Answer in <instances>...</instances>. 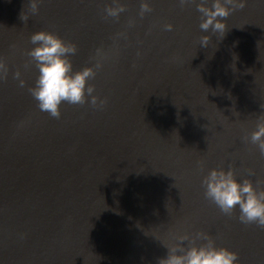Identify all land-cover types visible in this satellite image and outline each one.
I'll return each mask as SVG.
<instances>
[{
	"label": "water",
	"instance_id": "95a60500",
	"mask_svg": "<svg viewBox=\"0 0 264 264\" xmlns=\"http://www.w3.org/2000/svg\"><path fill=\"white\" fill-rule=\"evenodd\" d=\"M29 2L0 0V264H158L197 232L238 264H264V228L242 223L239 206L223 214L202 183L222 168L264 188L251 142L264 117V0L223 18L222 38L200 28L197 5L213 0H146L143 17V0H120L118 19L105 13L112 0H41L36 15ZM37 31L77 46L73 71L94 68L103 106L39 110L27 55Z\"/></svg>",
	"mask_w": 264,
	"mask_h": 264
},
{
	"label": "clouds",
	"instance_id": "9594fccd",
	"mask_svg": "<svg viewBox=\"0 0 264 264\" xmlns=\"http://www.w3.org/2000/svg\"><path fill=\"white\" fill-rule=\"evenodd\" d=\"M41 0H30L28 8L33 15L39 12ZM181 6L189 0H179ZM247 0H213L211 7L204 3L197 5V10L202 14L200 28L204 32L211 29L212 33H218L222 38L227 30L223 18L228 17L233 11L243 9ZM114 6H107L105 13L108 17L119 18L126 10L120 0H112ZM231 6V7H229ZM152 11L146 0L140 5V16ZM20 19L25 23L28 16L21 13ZM133 23L132 21L129 22ZM166 30H172L173 25L166 24ZM211 37L204 35L200 38V46L207 47ZM30 42L36 45L27 52L31 62L38 69L35 85L28 91L38 102L41 112H46L50 117L59 119L61 116L60 105L67 102L72 105H83L91 97L92 106H103L106 101L93 95L95 86L87 84L89 79H94L96 71L93 67H85L79 71H73V65L69 55L77 52V46L71 42H65L53 32L37 31L30 37ZM99 54V50H98ZM102 65L97 62L95 69ZM8 66L0 60V79L6 80ZM21 73L17 71L14 78L19 80L20 87L25 86V81L20 79ZM238 115V113H236ZM256 131L251 133V142L258 146L261 155H264V117L257 123ZM251 175L254 173L250 172ZM205 196L214 202L225 215H232L239 206V220L244 224L255 223L264 228V188L259 191L254 187L250 179L238 182L234 171L212 169L204 178ZM257 185L264 184V180H257ZM181 243L167 246V254L159 258L158 264H238V253L226 247H216L214 241L205 233L197 232L194 237L183 235L177 237ZM196 240H204L206 243L197 245ZM189 241V247L182 246V242Z\"/></svg>",
	"mask_w": 264,
	"mask_h": 264
}]
</instances>
